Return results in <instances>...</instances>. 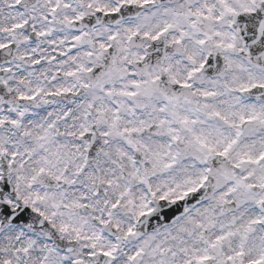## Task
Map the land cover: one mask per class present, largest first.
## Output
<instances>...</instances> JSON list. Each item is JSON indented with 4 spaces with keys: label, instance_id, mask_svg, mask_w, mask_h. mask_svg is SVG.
<instances>
[{
    "label": "clouds",
    "instance_id": "obj_1",
    "mask_svg": "<svg viewBox=\"0 0 264 264\" xmlns=\"http://www.w3.org/2000/svg\"><path fill=\"white\" fill-rule=\"evenodd\" d=\"M105 5L0 0V264H264L258 0Z\"/></svg>",
    "mask_w": 264,
    "mask_h": 264
},
{
    "label": "snow or ice",
    "instance_id": "obj_2",
    "mask_svg": "<svg viewBox=\"0 0 264 264\" xmlns=\"http://www.w3.org/2000/svg\"><path fill=\"white\" fill-rule=\"evenodd\" d=\"M17 2H19V0H17ZM151 2V0H114V5L113 6H108L105 5L103 7H99L96 9L97 13L103 14L105 17L111 16L113 18V21L116 24L120 23V19L117 18V14L118 13H122L123 9L125 7L128 8V11L131 12L133 6H139V7H143L147 4H149ZM259 3V10L256 12V15H260L261 12H264V0H258ZM67 6V5H66ZM53 11H55V8H53ZM97 24L100 23V21H96ZM21 25H14V27H20ZM257 35L264 39V22H261L259 24V28L256 30ZM38 35H41L38 33ZM159 35V33L157 34V36ZM157 37L154 36L153 39H156ZM75 40H79L80 36H75L74 37ZM109 39H115V36H110ZM2 47H6V45H0V48ZM100 47L102 49L108 47L105 44L101 43ZM264 59V53H261L260 56L257 57V60H261ZM201 67H203V65H201ZM90 71V69H88ZM185 87H187L188 85H184ZM256 89H260L262 92H264V83H251V84H244L241 85L238 89V91L240 93H249V92H254ZM128 95H135V93H127ZM203 95L205 97L214 95V93H210V92H205L203 93ZM211 115L220 116L219 112H215V113H211ZM222 119H227L226 117H223ZM239 121H240V126L241 128H243L244 125L246 124H256L257 126H261L264 127V110L261 111H253V114H244V115H240L239 117ZM182 124H187V118H183L180 121ZM13 123H15V121H13ZM193 123H195V121H193ZM173 139L176 140L178 139V137L173 136ZM193 139L195 141V143H197L200 148L202 150H205L206 152V156L207 159H212L214 156H219V157H227L229 155V152L232 148V144L229 143L227 144L222 150H219L218 147L214 144H211L207 141V139L202 138L201 135L199 134H193ZM233 143H235V141H233ZM247 161L250 163H259L261 161H264V152H260L259 155H257L255 158L251 155L247 156ZM226 174V173H225ZM207 180V177H203L201 179V182L199 184H196L194 187L189 188L184 195H187L189 192H197L202 186H203V182ZM181 199L183 197H180ZM7 203V202H6ZM7 210V208H6ZM129 232H131V229H129ZM106 256H111L112 253L111 252H105L103 253ZM135 257H130V259H134ZM203 259V258H201ZM254 264H258V262H254Z\"/></svg>",
    "mask_w": 264,
    "mask_h": 264
}]
</instances>
